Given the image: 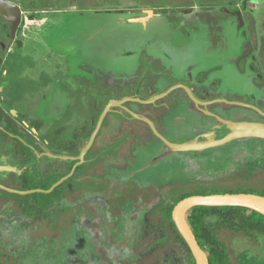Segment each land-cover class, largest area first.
<instances>
[{"label":"rangeland","instance_id":"rangeland-1","mask_svg":"<svg viewBox=\"0 0 264 264\" xmlns=\"http://www.w3.org/2000/svg\"><path fill=\"white\" fill-rule=\"evenodd\" d=\"M0 1L17 8L13 28L3 23L7 24L6 18L0 14V107L13 118L20 134L16 138L0 132V153L17 173L20 169L11 165L15 163L12 156L16 140L33 143L42 177L46 174L45 168L57 170L65 161H71L67 163V172L77 161L71 158H77L86 146L110 101L131 97L145 100L161 91L166 83L185 79V72L195 79H206L207 84L226 74L223 83L208 86L216 97L242 101L241 92L264 95V0ZM170 97L161 101L164 103L161 107L167 112L163 121L166 132L178 122V117H183L185 123L197 124L195 134L209 125L198 122L187 112L202 111V106L195 102V105L167 103ZM148 101L139 105L127 101L122 107L112 108L102 127L118 128L122 133L121 129L126 127L127 133V129L132 131L129 136L136 137L138 112L157 105L154 98ZM237 111L246 113L242 109ZM221 120L215 118L216 124L222 125ZM61 132H65V145L64 137V141L59 140ZM166 135H161L164 141L161 152L146 146L131 148L133 161L128 168L131 174L126 176V230H114L115 240L121 242L119 248L126 254V264H136L139 257L135 254L151 253L156 242H164L163 236V240L153 239L162 231L159 224L166 212L179 200L217 188L233 187L257 193L264 190L263 139L240 138L222 145H209L216 137L225 136L210 132L200 140L184 142L196 141L204 148L176 151L170 148ZM79 139H82L81 145ZM69 144L74 145L72 149ZM235 147L243 148L238 155L242 154L241 164L247 163L242 166L244 171L251 173L241 171L239 176L247 175L248 182H237V187L234 183L232 186L197 183L208 175L215 178L219 171V167L208 165V158L218 160V155L223 157ZM96 152L89 149L84 156L87 163L78 168L62 192L91 189V179L82 176H90L94 165L91 158ZM110 153L113 158L109 160H117L123 149L120 146ZM160 153L164 156L154 158ZM180 154L185 156L175 159ZM198 157L201 160L208 157V161H200L202 166L190 168ZM156 166L162 172L160 203L156 202L157 187L154 188L153 181L143 178ZM103 174L106 177L100 178L99 189L107 190L112 185L110 191L123 190L122 169L111 166ZM187 183L196 185L186 188ZM14 201L10 206H14ZM64 204L63 201L61 205ZM57 214L52 213L51 219ZM208 223L212 241L223 254L221 264H264V234L229 229L214 219ZM35 232L36 239L41 240L42 230ZM172 259V252H168L150 264H173ZM112 262L119 264L116 260Z\"/></svg>","mask_w":264,"mask_h":264},{"label":"flooded vegetation","instance_id":"flooded-vegetation-1","mask_svg":"<svg viewBox=\"0 0 264 264\" xmlns=\"http://www.w3.org/2000/svg\"><path fill=\"white\" fill-rule=\"evenodd\" d=\"M1 15L5 17L7 16L9 19L8 14ZM8 19L6 18V24L3 22L1 17L2 22L7 27H10L12 22ZM8 34L11 36V31ZM237 70L240 71V69ZM183 75L186 77L185 79L175 83H166L163 87H161V91L151 94L145 100H141L138 97L129 98L134 100L131 102L139 105L142 104L141 102L146 103L148 99H155L162 96L161 98L154 100L155 104H157L154 105V108L146 110L149 107H145L138 112L139 117L135 118L139 124V127H137L138 132H136V137L131 138L129 134L132 131L131 129H127L129 131V133H127L126 127L121 129L123 133L120 132L118 128L115 129L114 127L110 128L108 126L107 128L102 127V121L91 146L92 149L97 151L91 158V162L94 164L90 170L91 174L86 177L82 176V178L91 179L92 185L90 186V190H80L72 193H66L62 192L61 188L56 193L58 199L55 200L53 204L48 201L46 206L43 208L34 207V201L32 199L24 201L21 199L22 196L15 193V191H21L19 190V183L26 172L32 175L35 174L41 176L38 169L39 164L37 158L35 164H33V161H30L24 165L20 157L23 147L31 150L34 155V151L32 149L33 143L30 141V143L27 142V144H24L16 140L17 146L15 147L14 154L12 156V159L14 160H12V162L15 163H11V165H15V167L17 166L20 169L19 173L11 169V166L8 164L9 162L5 161V157L0 153V264H111V261L114 262L115 260L119 264H126V254H124L123 249L119 248L121 242L115 240L114 230L116 228L119 230H126V176L131 174L130 170H128L133 161L131 148L134 146H146V149H154V151L159 150L161 152L164 147V141L161 135L163 136L164 134H167L165 139H167V141L171 144H181L194 138L200 140L204 134L210 133L211 131L212 133L215 132L214 130L217 127L215 126L216 117L225 120L236 119L241 121L248 120L250 123H264V95L259 96L258 92L253 91L247 93L241 92L242 101L228 99L225 97H216L209 92L208 86H214L216 85V82L218 84L223 83L224 79H226V74L219 76L218 80L211 81L209 84H207L209 81H206L204 78L201 80L193 78L189 72H185ZM157 79L155 81H158ZM184 88H186L188 92ZM189 94L199 101L198 105H196L202 106L203 110H187V112L194 115L198 122L203 121L204 124L209 125L202 127L200 131L201 133L196 132L195 134L194 129L195 131L197 130V124L192 125L185 123L184 120L182 121L183 117H178V122L173 124L171 129L166 132V129L163 126V121L167 112L164 110V107H161V105L164 104H162L161 101L171 96V99H169L167 103L176 102L178 105V103L192 102L194 104ZM135 100H140L141 102H136ZM235 102L248 103L247 105L256 108L260 112L255 109H247L242 106L232 104ZM177 107L175 109H177ZM238 109H242L246 113L244 114L241 111H237ZM145 119L152 123L157 134L153 132L152 128L145 121ZM224 126L230 127V125L227 124ZM234 127L236 128V131L234 132H238L237 135H234V132H232L229 128H226L224 132H215L214 135L216 134L217 136H220L222 134L224 136V134L226 135L229 133L235 138L241 137L240 134L245 136L252 132L264 135V129L251 130V128L247 129L242 126L241 128L237 126ZM184 130L186 132H184ZM0 132L16 138L20 135L17 124L10 114L5 113L2 107H0ZM60 134L59 140L64 141L63 137L65 139V132H61ZM257 137L264 139V136ZM65 143L66 139L63 142V145H65ZM78 143L81 145L82 139H79ZM72 146L74 145L69 144V149H72ZM120 146L123 149V153H120L118 155L119 157L117 156V160H109L110 158H113L111 157L110 152ZM240 151H243V148L235 147L234 149L227 151L229 153L223 157L216 153V155L220 157L218 160H210L208 157L201 160V158L198 157L196 164L193 162L190 164V168L194 167V165L202 166L198 162H207L209 160L208 165L213 166L212 168L219 167V171L217 172L215 178L208 175V177H205L206 179H203V177L202 179L200 178L197 183L207 184L208 182H211L210 184H219V186H232V183H234V187H237L235 186V183L237 182H248L250 178L247 175H245L246 177L242 175L239 176V173L244 171L242 166L247 165V163L241 164L242 161L240 160V157H242V154L238 155ZM194 154L198 155V152H194ZM162 155L163 153L156 154L154 158ZM184 156L185 154H180V156H176L175 159L180 160ZM227 156H229V158H227ZM207 158L208 160H206ZM76 162H74V164ZM67 163L68 161H65L61 168L57 170H51L50 166L45 168L46 174L43 175V177L41 176V178L44 181L49 180L52 172L55 171L65 173ZM85 163H87L86 160L77 166L74 174L78 171V168L83 166ZM111 166H114L117 169H122L121 175L124 178L122 191H110V189L113 188L112 185L107 190L99 189L100 178L106 177L103 173L109 172ZM235 166L239 167L240 170H238ZM208 170H210V168H208ZM141 171L143 172L145 170L142 169ZM245 173L251 172L247 171ZM148 174L149 175L144 174L143 178H147V180L151 182L153 181L152 185L155 186L154 188L157 187L158 190V194L157 190L155 191L156 202L160 203L162 200V172L160 173L156 166V168L149 170ZM73 175L70 177L71 180ZM65 184L66 181L61 184L62 187ZM195 185V183H187L186 188H194ZM250 191L252 192L250 194L256 195L264 193V190L258 193L254 190ZM247 192V189L241 190L239 188L234 189L233 187H230L226 189L217 188L213 191L200 195L204 196ZM12 199L16 200L14 201V206H10ZM63 201L65 204L61 205ZM55 212L58 213L57 217L51 219V214ZM250 213L251 212H246L242 214L244 216H248ZM156 218L158 219V217ZM210 219L216 220L221 225L226 226L229 229L255 230L261 227L257 224L237 221L225 222L221 221L217 217L208 218L207 221ZM165 220L166 216H164V219L161 220V224H159V227L162 228L161 233H156L153 239V241H155L163 240L164 238V242L162 244L156 242L154 244V249L151 253L149 252L150 254H142L140 252L135 254L139 257V259L135 261L137 262L136 264H150L152 261L157 260L159 257H162L168 252H172L173 264H189L188 258H185L180 252H178L179 244L177 239L169 231V225L167 220L166 222ZM208 225L211 228L209 223ZM40 227L42 229H40ZM36 230H42L43 238H41V240L36 239ZM157 234H160V236H157Z\"/></svg>","mask_w":264,"mask_h":264},{"label":"water","instance_id":"water-1","mask_svg":"<svg viewBox=\"0 0 264 264\" xmlns=\"http://www.w3.org/2000/svg\"><path fill=\"white\" fill-rule=\"evenodd\" d=\"M4 10L8 16H12L14 17V21H12V28L15 27V18L17 21V8L14 7L13 5H10L6 2L0 1V12ZM185 90H187L186 88H184ZM188 92V90H187ZM190 95V94H189ZM157 97L154 100L161 98ZM190 98L193 100V102H195V104H198L199 101L197 99H195L193 96L190 95ZM127 101H134L133 99H123L120 101H110L106 107L104 108L103 112L101 113L98 122H97V126L94 130V132L92 133V135L90 136V139L88 141V143L86 144V146L83 148V150L80 152L79 156L77 158H71V160H77V162L73 165V167L71 168L70 172L63 176L62 178H60L57 182H55L48 190H41V189H34V190H28V191H15L16 194L20 195V196H26L29 194H33V193H42V194H50L52 193V191H54L55 188H57L59 185H61L63 182L67 181L75 172V169L77 166H79L80 164H82L84 162V156L86 155V153L89 151V149L92 146V143L94 141V138L100 128V125L103 121V118L106 116V114L114 107H122L124 102ZM136 102H141L140 100H135ZM143 103V102H141ZM146 103H149V101H147ZM238 106H242V107H246V108H251V109H255L256 111L260 112L259 110H257L256 108L244 104V103H239V102H235L232 103ZM217 120H221L220 118L216 117ZM145 121L150 125V127L152 128V130L154 131V133H156L153 125L151 124V122H149L148 120L145 119ZM222 125H232V126H237L239 128L244 127V128H251L252 129H264V124L260 123V122H254V123H250V122H232V121H222ZM216 126H220L217 125ZM229 128V126H228ZM248 131V130H247ZM157 134V133H156ZM240 138H260L257 136H251V135H246V136H241V137H232L229 133L226 134L221 140L219 141H212V143H210L209 145H215V143H218L216 145H222L227 141H231L234 139H240ZM263 139V138H260ZM264 140V139H263ZM194 145L196 146L195 148H192L191 151H195L198 150L200 148H204L203 144H197L196 141H194ZM187 144L188 143H182V144H169L170 148L172 147L174 150L176 151H181V150H188L190 151V148H187ZM192 144V143H191ZM206 147V146H205ZM164 156V155H162ZM194 207H241V208H246L249 209L251 211L257 212L259 214H261L262 216H264V197L256 195V194H250V193H235V194H230V193H225V194H213V195H194V196H189L186 197L180 201H178L174 207L172 208L171 211V220L174 223L177 232L179 233V235L182 237V239L184 240V242L186 243L187 247L189 248L191 255H192V259L194 261V264H209L208 263V257L207 254L205 253L204 249H202L191 228L190 225L187 222V214L188 212L194 208Z\"/></svg>","mask_w":264,"mask_h":264},{"label":"trees","instance_id":"trees-1","mask_svg":"<svg viewBox=\"0 0 264 264\" xmlns=\"http://www.w3.org/2000/svg\"><path fill=\"white\" fill-rule=\"evenodd\" d=\"M21 160L24 165L29 163L30 161H33L35 164L36 157L33 155L32 151L28 148L23 147L22 153H21ZM70 163V162H68ZM72 167H69L67 169V172L60 173L58 171L52 172V175L49 180L44 181L41 176L38 175H32L28 172L23 175L20 183H19V190L21 191H28V190H34V189H41V190H48L55 182H57L60 178L65 176L70 172ZM71 178L66 181V183L70 182ZM62 188V185L55 188L54 191L50 194H42V193H33L28 196H22L21 199L24 201H28L29 199H32L34 201V207H40L43 208L46 206V203L48 201L53 204L55 200H57L56 193ZM247 193H252L251 191H248ZM259 196L264 197V193H262ZM171 209L170 208L167 211L166 220L169 225V231L175 236L178 242V252H180L185 258H188L189 264H194V261L192 259L191 252L189 248L187 247L186 243L182 239V237L179 235V233L176 230V227L174 223L171 220ZM251 212L250 215L244 216L242 213ZM217 217L221 221L225 222H244V223H250V224H257L260 225L263 228L255 229L252 231H258L259 233L264 234V216L261 214L251 211L246 208L241 207H194L192 208L188 214H187V221L190 225V228L199 244V246L204 249L205 246L211 245L209 249H207L205 252L208 257V263L209 264H221L223 259V254L221 252V249L218 247L216 243L212 241V238L210 236V227L208 225V218ZM165 220V222H166Z\"/></svg>","mask_w":264,"mask_h":264},{"label":"bare ground","instance_id":"bare-ground-1","mask_svg":"<svg viewBox=\"0 0 264 264\" xmlns=\"http://www.w3.org/2000/svg\"><path fill=\"white\" fill-rule=\"evenodd\" d=\"M0 14H3V15H7V13L4 11V10H2L1 12H0ZM150 14V13H149ZM5 17V16H4ZM5 18H7L8 19V17L6 16ZM8 20H10L11 22L12 21H14V17H12V16H10L9 17V19ZM9 21V22H10ZM264 124V123H263ZM226 128H228V126H224V125H220V126H217L216 128H215V132H224V130L226 129ZM229 129L232 131V132H234V131H236V128L234 127V126H232V125H230V127H229ZM213 131V132H214ZM214 132V133H215ZM211 133H212V131H211ZM234 135L236 134H238V132H234L233 133ZM241 136L243 135V134H240ZM249 135H251V136H264L263 134H259V133H254V132H252V133H250ZM246 136V135H245ZM222 138H220V139H218L217 137L215 138V140L216 141H219V140H221ZM192 143V144H191ZM191 143H188L187 144V148H190V150L192 149V148H195L196 146L194 145V143L195 142H191ZM172 148V147H171ZM173 149V148H172ZM3 165V164H2ZM7 169V168H6ZM8 175V174H7ZM1 178V177H0Z\"/></svg>","mask_w":264,"mask_h":264}]
</instances>
